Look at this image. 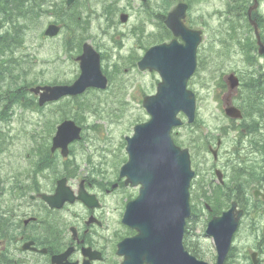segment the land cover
<instances>
[{
	"label": "rangeland",
	"instance_id": "obj_1",
	"mask_svg": "<svg viewBox=\"0 0 264 264\" xmlns=\"http://www.w3.org/2000/svg\"><path fill=\"white\" fill-rule=\"evenodd\" d=\"M63 0H33L28 3L37 5L36 15L27 23L24 34V53H29L35 66L33 77H27V81H37L40 85L49 83L66 84L72 82L78 75L77 44L86 40L101 55V69L108 75L109 85L105 91L91 90L76 99H64L58 103L50 104L36 109V100L26 89L25 99L19 106L11 107L5 122L0 125L1 131L9 128L12 142H8V147L4 154L0 155V176L5 179L7 176H17V172L7 167L11 153L17 152L18 160L24 169H29L28 162L23 160L27 153V148H31L27 135L20 132H34L39 128L56 127L62 120L74 118L79 121L83 128V141L73 144L71 150L73 155L70 160L74 161L78 167V176L73 179L78 181L83 176L102 174L104 179L112 182L116 179L117 170L126 160L124 150V137L131 136L133 127L136 124L145 122L149 119L141 106L144 96L154 93L155 84L158 77L154 73H140L131 67V60L143 55L144 51L155 43L165 39L164 31L160 23L153 18L156 8L159 12L163 10V5H148L147 7L138 6L131 1L123 0L114 3L100 0H82L75 6L73 11L84 23L83 27L87 33L78 31L72 35L70 29L63 28L58 37L54 39H41L42 33L47 24L54 21H66L68 13L60 10L65 8ZM154 1H149L152 4ZM108 5H116V10L122 11L129 16L126 24L118 22L117 15L112 18L113 24L108 25L107 21L101 16L103 8ZM225 0H210L208 3L192 2L188 14V21L196 27H201L205 32L203 49L200 56H205L203 60L205 66H197L196 72L191 80L190 88L196 97V116L192 124H186L183 116L179 118L184 122L180 128H175L171 132V137H175L177 142L189 145L192 148V161L202 179L208 178L209 168L226 166L227 162L237 168L239 163L248 169H255L261 162V153H250L249 137L242 142L243 150L237 152L238 136L242 131L241 123L229 122L221 112L222 98L226 92L222 78L230 71H246L242 56L233 49L228 57L221 56L218 52L220 46L212 43L219 40L221 22L225 19L226 10ZM168 8L162 13L165 14ZM168 10V11H167ZM68 24V23H67ZM69 26V25H67ZM120 34V40L114 41V36ZM211 47L213 54H207V49ZM103 56V57H102ZM104 58V59H103ZM263 66V62L259 61ZM124 70H127L125 72ZM255 72V71H254ZM258 74H264L258 70ZM247 93L241 88L233 104L236 106L244 105ZM20 99H23L21 95ZM74 105H78L76 111L72 110ZM264 107V100H263ZM96 126V127H95ZM260 132L256 137L264 138V119L260 121ZM245 134V133H244ZM8 135L4 134L2 138ZM33 143H43L38 138H47V135H31ZM220 138L223 145L219 151V158L214 164L212 157L205 151L204 144L214 142ZM195 140L198 150L188 143ZM0 143H2L0 141ZM23 145L24 152L19 154V146ZM49 152V149L47 150ZM253 151V150H252ZM197 152V156H195ZM54 160L61 171L62 164L60 156L54 155ZM26 160V158H25ZM206 180V179H205ZM122 190L116 191V200H105L108 212V223L111 227L118 224L116 218L119 212L113 210L114 207L121 206ZM133 190H127L128 196L133 194ZM250 221H254L256 214L250 215ZM202 220L197 225L196 234L203 233ZM259 226H264V217L259 219ZM198 247L200 241H194ZM205 244L212 254L211 241L205 239ZM238 255L248 252L247 246L252 244L251 238H246L243 234L241 239H237ZM200 248V247H199ZM203 258L207 261L209 254L203 245ZM201 250V249H200ZM259 259L264 264V252L260 253Z\"/></svg>",
	"mask_w": 264,
	"mask_h": 264
},
{
	"label": "water",
	"instance_id": "obj_2",
	"mask_svg": "<svg viewBox=\"0 0 264 264\" xmlns=\"http://www.w3.org/2000/svg\"><path fill=\"white\" fill-rule=\"evenodd\" d=\"M72 1L67 0V4ZM184 10L185 6L179 5L168 15L166 24L175 36L182 35L186 39V45L180 47L171 43L168 46L153 47L138 64L140 70L156 71L161 82L157 86L156 96L143 101L151 120L136 126L133 138L127 139L129 161L121 169V176L127 177L129 183L142 185L139 198L127 206L125 215V222L139 232V238L129 247L145 246L152 264H201L181 249L184 218L188 215L187 188L192 173L189 171L187 152L175 148L169 139L170 129L180 124L175 119L177 113L184 112L189 121L194 113V98L185 90V86L195 69L194 55L199 38L197 33L196 37L183 31L180 20ZM125 20L126 17L121 16V21ZM58 29L49 26L45 34L54 36ZM77 60L80 62L81 74L72 85L31 90L39 94L40 105L61 96L81 94L88 87H106V79L99 70L98 55L90 46H83V54ZM229 82L232 88L236 86L231 78ZM226 113L237 116L233 109L226 110ZM78 135L79 129L73 122H63L53 138L52 151L61 149L65 154L67 145L78 139ZM57 195L46 199L49 205H54ZM234 227L235 222L229 212L209 228L219 250L217 264H221L226 255Z\"/></svg>",
	"mask_w": 264,
	"mask_h": 264
},
{
	"label": "flooded vegetation",
	"instance_id": "obj_3",
	"mask_svg": "<svg viewBox=\"0 0 264 264\" xmlns=\"http://www.w3.org/2000/svg\"><path fill=\"white\" fill-rule=\"evenodd\" d=\"M182 1L189 4L192 0ZM228 2L227 12L233 13L234 0ZM258 2L256 21L264 27V0ZM184 22L187 24L186 18ZM230 26L234 29V22H230ZM46 179L36 170L34 175L21 177V180L5 181L0 207V264H121L122 258L117 255L120 231L104 227L103 196L82 180L80 184L85 191L94 196L93 208L75 199L64 203L59 210L51 209L41 199L42 195L50 196L55 192L54 184ZM78 187L73 189L74 194H78ZM105 193L109 194L107 189ZM134 234L128 228L122 233L124 238Z\"/></svg>",
	"mask_w": 264,
	"mask_h": 264
},
{
	"label": "trees",
	"instance_id": "obj_4",
	"mask_svg": "<svg viewBox=\"0 0 264 264\" xmlns=\"http://www.w3.org/2000/svg\"><path fill=\"white\" fill-rule=\"evenodd\" d=\"M244 3V2H243ZM242 3V4H243ZM20 6H16L15 10ZM4 8L0 7V14H3V21L9 23V30H0V96L13 95L18 88L19 58L15 56V51L23 44L22 27L16 19H12L10 11H7L8 19L5 18ZM18 11V10H17ZM3 24L0 25L2 28Z\"/></svg>",
	"mask_w": 264,
	"mask_h": 264
},
{
	"label": "bare ground",
	"instance_id": "obj_5",
	"mask_svg": "<svg viewBox=\"0 0 264 264\" xmlns=\"http://www.w3.org/2000/svg\"><path fill=\"white\" fill-rule=\"evenodd\" d=\"M247 179L250 182H254V183L258 184L263 179V177L262 176H254V175L250 174V175H247Z\"/></svg>",
	"mask_w": 264,
	"mask_h": 264
}]
</instances>
